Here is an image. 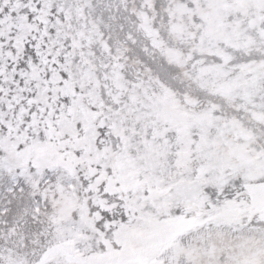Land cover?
<instances>
[{
    "label": "snow or ice",
    "instance_id": "obj_1",
    "mask_svg": "<svg viewBox=\"0 0 264 264\" xmlns=\"http://www.w3.org/2000/svg\"><path fill=\"white\" fill-rule=\"evenodd\" d=\"M0 264H264V0H0Z\"/></svg>",
    "mask_w": 264,
    "mask_h": 264
}]
</instances>
